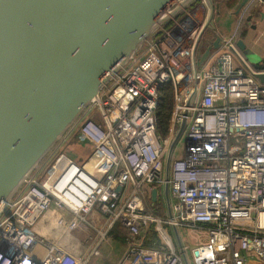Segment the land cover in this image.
<instances>
[{
    "label": "built area",
    "instance_id": "1",
    "mask_svg": "<svg viewBox=\"0 0 264 264\" xmlns=\"http://www.w3.org/2000/svg\"><path fill=\"white\" fill-rule=\"evenodd\" d=\"M203 14L202 3L185 11L102 90L69 133L91 146L86 158L63 152L68 135L43 162L0 216V264H95L116 228L126 236L116 264H184L164 223L204 233L193 246L183 244L194 264H264V84L230 39L199 70L184 151L174 149L170 162L172 218L150 199L152 189H163ZM168 82L174 111L164 139L155 109L158 89ZM152 226L161 244H145ZM77 230L84 240L76 244Z\"/></svg>",
    "mask_w": 264,
    "mask_h": 264
},
{
    "label": "water",
    "instance_id": "2",
    "mask_svg": "<svg viewBox=\"0 0 264 264\" xmlns=\"http://www.w3.org/2000/svg\"><path fill=\"white\" fill-rule=\"evenodd\" d=\"M236 14L251 0H238ZM202 3L191 50L192 87L168 142L162 195L172 218L169 168L198 96L199 70L221 46L215 0H0V216L69 135L102 90L164 29ZM237 47L246 56L241 41ZM264 84V63L250 66ZM158 190L150 199L156 202ZM174 243L189 264L178 228Z\"/></svg>",
    "mask_w": 264,
    "mask_h": 264
},
{
    "label": "crops",
    "instance_id": "3",
    "mask_svg": "<svg viewBox=\"0 0 264 264\" xmlns=\"http://www.w3.org/2000/svg\"><path fill=\"white\" fill-rule=\"evenodd\" d=\"M238 2V0H215L216 11L218 12V14H215L213 18V24L216 29H219L224 33V35L222 36L221 45L224 40L230 39L233 42L238 54L244 59V62L253 67V65L256 63H264V0L262 2L251 0L246 8L236 14ZM204 15L205 12L203 14V17ZM238 41H241L244 44L246 53L248 54L247 56L242 53L241 50L237 47L236 44ZM220 48L221 46L208 60V65L214 62L216 57L215 55L220 50ZM162 196V190H160L158 192L157 201L155 203L151 201V203H159L158 205L162 203V205H164L163 201L161 200ZM157 212L160 211L158 210ZM76 233H79L80 236H77ZM72 235V238H74L75 240L74 243L77 244L83 242V231L77 230L73 232ZM116 235L117 228L113 231L112 234H110V236H108L106 242L101 246L100 249L101 256V250L103 246L108 245L109 248H116V255L113 261H111V263L109 264H116L125 250V243L122 244V242L116 240L114 237ZM46 237L51 239L54 236ZM63 243L67 244L65 241ZM115 244H117V246Z\"/></svg>",
    "mask_w": 264,
    "mask_h": 264
},
{
    "label": "rangeland",
    "instance_id": "4",
    "mask_svg": "<svg viewBox=\"0 0 264 264\" xmlns=\"http://www.w3.org/2000/svg\"><path fill=\"white\" fill-rule=\"evenodd\" d=\"M184 140L185 138H182L178 141V143L176 144L175 147V153H183L184 151ZM79 141L78 138L74 139V140H68L66 139V141L64 142V145H62L61 147L63 148V152H65L67 155H69L71 158L73 159H83L84 157L86 158L90 153H91V146L88 145V143L84 144V143H79L77 142ZM83 142V141H82ZM162 206V203L160 204ZM160 211V215L159 217H161L162 219H165V213L163 211V209L159 210ZM154 231V226L151 227ZM164 228L166 229L168 235L172 238V242L175 245V241L173 238V234H172V230L171 228L164 223ZM178 228V232L180 234V238L183 242L184 245H189V246H193L194 244H196L197 242L201 241L204 239V233L199 230H192V229H186L185 227H177ZM77 236H80L79 233H76ZM159 239L161 240L160 236L158 235V233H155ZM122 238H124V234L123 236H121ZM126 237V236H125ZM68 244V242H66ZM125 243V240L123 239L122 244ZM117 246V244H115ZM34 253L36 255H38L39 257L43 256L44 253V249H42L41 247H36ZM116 253V248L112 249L109 248L108 245L103 246L102 250H101V256L99 258H97L96 260V264H109L111 263V261H113L115 254ZM187 255V259L189 261L190 264H194L193 263V256L190 250H187L186 252ZM92 264H94L92 262Z\"/></svg>",
    "mask_w": 264,
    "mask_h": 264
},
{
    "label": "trees",
    "instance_id": "5",
    "mask_svg": "<svg viewBox=\"0 0 264 264\" xmlns=\"http://www.w3.org/2000/svg\"><path fill=\"white\" fill-rule=\"evenodd\" d=\"M174 111V91L173 85L171 82L165 83L160 86L158 89L157 103L155 114L157 118L156 130L157 132L164 138L167 139L170 132V124ZM66 139L74 140L76 139V132H72ZM158 211V210H157ZM156 211V212H157ZM160 214V212H157ZM122 238L121 236H123ZM116 240L122 242L125 240V233L118 228L117 235L114 236ZM144 242L146 245H158L161 244V240L155 234L152 228L147 231V235L145 236Z\"/></svg>",
    "mask_w": 264,
    "mask_h": 264
}]
</instances>
